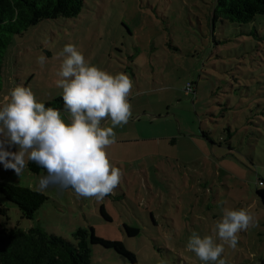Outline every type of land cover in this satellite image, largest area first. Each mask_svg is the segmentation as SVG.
<instances>
[{"label":"rangeland","instance_id":"374dc122","mask_svg":"<svg viewBox=\"0 0 264 264\" xmlns=\"http://www.w3.org/2000/svg\"><path fill=\"white\" fill-rule=\"evenodd\" d=\"M214 6L215 0H84L78 16L43 19L0 45V105L21 85L37 102L62 96L58 53L69 43L91 65L133 82L132 117L114 128L116 143L106 149L122 171L113 193L97 201L54 184L32 218L0 193V225L38 226L72 242L78 228L91 226L97 236L121 241L135 264H205L186 250L192 233L213 235L224 208L245 209L258 226L238 233L237 247L225 245L221 258L264 264V205L256 195L264 188V14L247 23L213 20ZM44 175L25 167L18 176L0 164V181L32 190ZM90 250V264H133L112 248Z\"/></svg>","mask_w":264,"mask_h":264},{"label":"clouds","instance_id":"9594fccd","mask_svg":"<svg viewBox=\"0 0 264 264\" xmlns=\"http://www.w3.org/2000/svg\"><path fill=\"white\" fill-rule=\"evenodd\" d=\"M58 58L55 84L62 89L68 122L60 110L37 102L30 88L11 89L0 105V164L19 176L35 162L47 172L39 178L38 192L56 184L70 187L78 198L101 201L121 182L122 171L110 163L106 149L116 143L114 128L132 117L133 82L123 72L112 75L91 65L71 43ZM45 61L43 55L37 58L41 67ZM105 121L111 126H102ZM13 147L17 150H9ZM222 212L213 235L201 238L193 232L186 245L205 264H227L221 258L225 245L235 249L238 233L258 226L248 210Z\"/></svg>","mask_w":264,"mask_h":264},{"label":"trees","instance_id":"16d2710c","mask_svg":"<svg viewBox=\"0 0 264 264\" xmlns=\"http://www.w3.org/2000/svg\"><path fill=\"white\" fill-rule=\"evenodd\" d=\"M83 5L84 0H0V45L7 44L11 35L21 34L43 19L76 17ZM257 14H264V0H215L212 19L219 17L229 22L247 23ZM41 103L65 113L62 96ZM248 123L255 124L250 120ZM202 134L207 137L204 131ZM261 135L264 137L263 133ZM26 168L32 173L47 175L46 170L35 162L29 161ZM0 193L17 205L25 218H32L48 199L42 192L4 181H0ZM256 195L264 205V188L256 189ZM0 214L6 216V208L0 206ZM100 214L109 219L102 205ZM123 228L130 236L138 232L137 228L127 224H123ZM73 235L72 242L38 226L22 230L0 225V264H90V244L112 248L133 264L136 263L134 253L121 241L97 236L91 226L78 228Z\"/></svg>","mask_w":264,"mask_h":264},{"label":"built area","instance_id":"2783aa9c","mask_svg":"<svg viewBox=\"0 0 264 264\" xmlns=\"http://www.w3.org/2000/svg\"><path fill=\"white\" fill-rule=\"evenodd\" d=\"M260 182V184H261V181H259Z\"/></svg>","mask_w":264,"mask_h":264}]
</instances>
